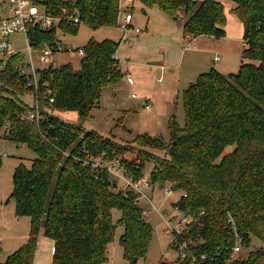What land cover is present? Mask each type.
<instances>
[{
  "label": "trees",
  "instance_id": "trees-1",
  "mask_svg": "<svg viewBox=\"0 0 264 264\" xmlns=\"http://www.w3.org/2000/svg\"><path fill=\"white\" fill-rule=\"evenodd\" d=\"M135 1L142 9L157 7L175 20H184L185 35H226L227 16L220 0ZM231 1L244 27L241 65L229 74L213 67L189 84L183 92L185 124L180 126L171 117L167 145L148 135L120 143L54 115L63 109L87 117L100 105L103 88L114 85L123 75L116 55L120 42L91 38L82 47L80 68L70 62L41 68L36 93L21 70L23 55L8 58L0 68V130L4 128L6 139L28 144L37 157L30 167L20 163L13 175L11 196L17 215L31 218L29 237L0 264H33L41 233L54 241L52 264H102L118 227H123L119 242L124 257L133 261L146 256L153 227L135 203L137 195L117 188L106 169L84 164V160L103 153L108 158H121L124 171L135 179L144 176L152 164L154 185L170 184L172 190L186 193L174 205L195 218L186 238L196 240L197 254L213 255L214 264H262L264 0ZM36 2L50 15L63 16L66 9L93 30L118 25L121 0ZM79 26L66 21L60 29L77 33ZM30 40L36 48L61 42L57 29L36 25L30 28ZM28 93L34 94V105L22 98ZM37 108L39 119L25 117ZM152 149L164 153L158 155ZM126 154L133 157L128 159ZM113 209L121 211L116 222ZM233 227L243 237L244 247L250 244V236L258 238L262 246L247 258L229 260ZM160 264L175 263L161 260ZM178 264H190V260Z\"/></svg>",
  "mask_w": 264,
  "mask_h": 264
},
{
  "label": "rangeland",
  "instance_id": "rangeland-1",
  "mask_svg": "<svg viewBox=\"0 0 264 264\" xmlns=\"http://www.w3.org/2000/svg\"><path fill=\"white\" fill-rule=\"evenodd\" d=\"M134 2L135 0L133 4L136 5L133 6H137L133 11L131 10L134 20L132 25L126 29L119 24L93 30L82 23L77 33L58 31V37L62 39L61 43L66 50L55 55L57 65L70 62L75 68H80L82 55L76 49L82 48L91 38L98 41L108 38L120 42L116 55L120 60V66L122 65L123 75L114 85L103 88L100 105L94 107L87 117H81L77 111L63 109L56 110L54 115L65 122L83 126L86 130H96L101 135L120 143H130L140 135H148L167 145L170 142L169 122L171 117L174 116L180 126L185 124L183 92L187 82L183 76L188 70L189 56L193 50H184V57L181 56L182 48L187 46L189 40L187 35L185 38L182 36L184 20H175L157 7L142 9L140 4ZM224 5L227 18L235 17L233 5L226 4V2ZM120 22H123V16ZM137 27L142 30L139 34L136 32ZM125 34L130 37L129 43L121 41ZM211 39H215L216 44L212 46V50L206 53V62L212 63L216 68H219L223 62H226L223 64H229L228 68H231L233 64L234 66L238 64L234 69H230L231 72H236L242 62L243 41L215 37ZM12 42L14 45L13 54L23 55L20 63L21 70H28L26 64L30 61V53L24 36L16 34L12 37ZM69 48L71 50H68ZM217 55L223 59L214 61V57ZM9 57L10 55L0 54V68L4 67ZM32 57L36 68L41 69L44 64L40 61L38 48L34 46L32 47ZM128 72L132 74L134 84L127 82ZM38 87L33 85L35 93L39 91ZM133 93L137 95V98L132 97ZM22 98L29 105L35 103L34 94L28 93ZM143 103L151 106L147 108ZM152 150L158 155L164 153L160 149ZM0 153L2 154L0 166V262H4L10 254L26 243L31 229L30 216L17 215L16 202L11 196L14 188V171L22 162L30 167L37 155L28 144H20L12 139L4 138V128L0 130ZM126 157L131 159L133 154H126ZM151 169L152 164H149L144 175L150 173ZM122 185V182L117 181V187L120 188ZM168 186V184L165 186L156 185L154 190L149 191V194L152 195V202L160 212H152L148 218L153 227V238L146 256L133 261L124 257V249L118 239L123 232V227H118L114 241L110 242L107 247V261L102 264L161 263L164 253L170 249V244L174 240L172 235L166 233L165 218L175 212L174 203L182 197L180 191L168 193ZM141 204L143 207H153L150 201L145 198H142ZM112 214L113 220L116 222L121 216V211L113 209ZM177 222L178 220L174 218L170 219L169 224L173 227ZM250 240V244L243 247L241 258H247L251 251L262 246V242L258 238L250 236ZM53 249V240L41 233L38 236L35 250V257L40 264H52ZM174 257L175 255L169 260Z\"/></svg>",
  "mask_w": 264,
  "mask_h": 264
},
{
  "label": "built area",
  "instance_id": "built-area-1",
  "mask_svg": "<svg viewBox=\"0 0 264 264\" xmlns=\"http://www.w3.org/2000/svg\"><path fill=\"white\" fill-rule=\"evenodd\" d=\"M37 0H0V54L3 55H14L13 54V42L12 37L16 34H22L27 42L28 50L30 53V61L26 66L28 70L22 69V72L26 75L28 83L30 85L39 86L40 73L36 68L35 62L32 57V43L30 40V28L32 26H38L42 29H60V25L63 22H74L81 24V20L78 15H71L68 10L63 9V16L50 15L46 12L45 8L36 2ZM131 0H121L120 13L118 19V25L126 29L132 24L133 13L131 9L127 6ZM123 16V22H120L121 17ZM141 28L137 27L136 32L139 34ZM189 38L187 42V47H193L194 37L190 34L186 36ZM121 41L130 42V37L126 34L123 36ZM40 52V61L44 64L43 67L48 66H57L56 57L57 53L63 52L66 48L62 45L61 42H57L56 45H50L44 43L38 48ZM68 50H71L70 48ZM79 53L83 56L84 50L80 48ZM16 54V53H15ZM215 59H219L216 57ZM3 67V64H1ZM127 82L129 84H134V79L130 72L127 73ZM50 92V91H49ZM132 97L137 98L135 93L132 94ZM54 101L53 98L50 99ZM144 105L149 108L151 105L144 103ZM28 119H39L41 117L40 111L37 108L35 111H32L25 115ZM121 158H108L105 156V153L99 157H91L89 160H84V164L91 165L93 168H104L106 169L111 177L113 183L117 185V181L122 182L123 185L120 187L125 193L128 191L133 192L137 195L136 204L141 207L142 216L148 220L152 212H160V210L152 202V195L149 194V191L154 190V183L151 181L150 173L145 174L141 178L135 179L132 176L128 175L122 167ZM167 192L171 193L172 190L170 184H168ZM119 188V187H117ZM182 196H186V193H182ZM142 198L150 201L153 207H143L141 204ZM176 218L178 220L175 226L169 224L170 219ZM167 222L166 233L173 236V243L170 244V249L167 250L163 255V260L169 263L178 264L180 261L185 259L190 260V264H214V256L208 253L197 254L194 250V247L197 245L196 240L186 238V235L189 234L192 224L195 222V218L192 215L183 213L178 206H175V212L169 214L165 218ZM232 222V220H230ZM234 230V244L230 249L229 260H235L241 258L240 254L243 251V237L239 235L236 228ZM175 257L171 260L170 258Z\"/></svg>",
  "mask_w": 264,
  "mask_h": 264
},
{
  "label": "crops",
  "instance_id": "crops-1",
  "mask_svg": "<svg viewBox=\"0 0 264 264\" xmlns=\"http://www.w3.org/2000/svg\"><path fill=\"white\" fill-rule=\"evenodd\" d=\"M200 1V0H199ZM223 2V4H231L233 5V8L236 6L235 2L231 1V0H220ZM137 4H140L139 2H134ZM136 4H133V2L131 1L129 4H127V6L133 11V9H135L137 6H133ZM141 6V5H140ZM225 6V5H224ZM134 7V8H132ZM145 13H147L146 11H144ZM133 20H134V16H133ZM132 20V22H133ZM132 25V24H131ZM148 29V26H146ZM183 30V28H182ZM225 31H226V35L221 38V39H232L233 41H236L238 39H241L243 41V48L245 46V42L243 39V32H244V27H243V23L241 22V20L235 15V17L231 16L229 18H227V22L225 25ZM182 36L185 38V34L184 31H182ZM211 37L207 36V35H201L198 37H194V45L193 47H184L182 48L183 50L181 51V56L184 57L185 51L184 50H193L191 53V55L189 56V67L188 70L185 72V75L183 76L184 78H186V82H187V86L186 88L189 86V84L193 81H195V79L197 78V76L200 73L206 72L208 70H210L211 68H216L215 66H213L212 63H207L206 62V53L209 52L210 50H212V46L214 44H216L214 41L215 39H211ZM218 39V38H217ZM62 42V39H60ZM221 49H223L222 46H220ZM216 57H219V59H215ZM223 58L220 55H217L214 57V61H219L222 60ZM182 63V62H180ZM226 63V62H223ZM221 64L219 68H216L217 70H219L220 72L224 73V74H229V73H233L231 72L230 69H234V67H237L238 64H233V66L231 68H228L229 64ZM162 65V64H159ZM122 66V65H121ZM237 69V68H236ZM144 104V103H143ZM232 149V147H230ZM229 149V148H228ZM231 150V149H229ZM181 193V192H180ZM121 235V234H120ZM120 237V236H119ZM119 239V238H118ZM54 243V241H53ZM53 257V255H52ZM33 264H40V262L38 261V259L36 257H34V262Z\"/></svg>",
  "mask_w": 264,
  "mask_h": 264
}]
</instances>
